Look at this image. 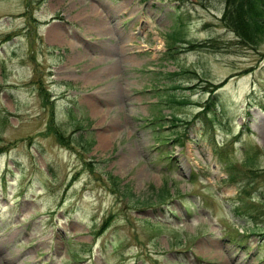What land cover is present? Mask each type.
Segmentation results:
<instances>
[{"label": "rangeland", "instance_id": "rangeland-1", "mask_svg": "<svg viewBox=\"0 0 264 264\" xmlns=\"http://www.w3.org/2000/svg\"><path fill=\"white\" fill-rule=\"evenodd\" d=\"M226 14L0 0V264H264V34Z\"/></svg>", "mask_w": 264, "mask_h": 264}, {"label": "trees", "instance_id": "trees-1", "mask_svg": "<svg viewBox=\"0 0 264 264\" xmlns=\"http://www.w3.org/2000/svg\"><path fill=\"white\" fill-rule=\"evenodd\" d=\"M226 9L227 22L223 21V25L234 31L240 41L250 44L253 43L251 40L254 41L257 34H264V0H226ZM205 108H209V104L201 109L205 111ZM244 127L248 129L247 126ZM236 138L237 136L234 137ZM243 162L249 164V157L244 158ZM224 163H226L225 160ZM226 164L225 170L228 171L230 180L234 176V171L230 163Z\"/></svg>", "mask_w": 264, "mask_h": 264}, {"label": "bare ground", "instance_id": "bare-ground-1", "mask_svg": "<svg viewBox=\"0 0 264 264\" xmlns=\"http://www.w3.org/2000/svg\"><path fill=\"white\" fill-rule=\"evenodd\" d=\"M86 6H87V5H86ZM86 6H85V7H86ZM82 9H83V8H82ZM82 9H81L80 11H77L76 14H77L78 12L81 13V12L83 11ZM87 11H88V10H87ZM87 11H85V12H87ZM90 13H91V12H90ZM78 14H79V13H78ZM81 15H82V14H81ZM79 16H80V15H79ZM84 16H85V15H84ZM90 16H91V14H90ZM85 17H86V16H85ZM83 18H84V17H83ZM87 18H89V17H87ZM87 18H86V19H87ZM90 18H92V17H90ZM78 19H80V17H79ZM84 20H85V18H84ZM88 20H90V19H88ZM82 22H83V21H82ZM84 23H85V22H84ZM54 36H55V35H54ZM60 38H61V37H60ZM55 39H56V38H55ZM116 60H117V59H116ZM117 61H119V60H117ZM117 63H118V62H117ZM119 64H120V63H119ZM111 67H113V66H111ZM117 68H118V67H117ZM110 69H112V68H110ZM114 126H115V125H114ZM107 135H108V133L105 134L106 137H107ZM109 135H110V134H109ZM0 243H1V241H0Z\"/></svg>", "mask_w": 264, "mask_h": 264}]
</instances>
